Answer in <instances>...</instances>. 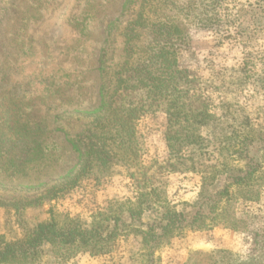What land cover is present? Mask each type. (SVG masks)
Masks as SVG:
<instances>
[{"label": "rangeland", "instance_id": "obj_1", "mask_svg": "<svg viewBox=\"0 0 264 264\" xmlns=\"http://www.w3.org/2000/svg\"><path fill=\"white\" fill-rule=\"evenodd\" d=\"M156 1H162L158 5L163 6L167 0ZM168 1L182 7L188 4L187 0ZM140 3L141 0H0V236L9 241L21 237L37 222L48 220L50 214L59 228L71 221L91 228L109 203L136 202L141 192L153 190L162 197L165 190L161 183L166 169L196 174L202 170V185L209 194L214 193L224 186L225 176L215 173L213 167L221 173L226 170L224 164L240 168L235 159L242 144L237 137L235 140V134L244 136L253 131L248 153L259 163L255 176L261 179L248 188L233 186L232 199L228 201V213L243 219L244 229L236 232L217 227L222 232L209 233L204 239L208 243L202 249L191 250L183 264H264V150H258L259 136L264 134V0H217L213 3L216 19L202 21L205 28L199 27L200 8L191 15L185 10L163 11L176 13L187 29L189 45L179 50L178 59L180 66L188 69L196 80L189 85L192 91L186 109L178 108L170 117L165 113L167 103L162 100L154 103L149 114L136 124L147 168L138 167L130 173L135 174L136 201L103 197L101 191L111 177L129 175L120 169L112 176L85 178L50 200L46 190L79 161L63 132L50 137L41 126L38 131L45 133L43 139L51 145L44 148L36 165H20L12 159L23 156L19 152L23 145L17 139L34 133L29 121L40 120L47 113L45 100L51 89L47 79L52 74L63 99L62 84L68 80L72 87L75 85L71 89V103L67 100L52 110L54 116H61L63 122L70 120L68 124L72 126L75 122L69 129L73 134L84 130L83 115L101 102L100 56L109 45L110 60H115L110 64L115 67L116 59L120 58L118 51L124 45L122 32L133 17L124 8ZM192 15L196 21L191 19ZM109 31L110 44L106 42ZM203 109L211 116L204 121L190 116L188 125L182 118V111L189 114ZM245 113L250 118L248 126L242 125ZM231 117L236 122L234 128L230 126ZM174 135L171 154L168 139ZM186 136L189 139L183 140ZM7 151L9 156L5 155ZM166 157L168 161L164 164L161 160ZM159 183L161 188L154 187ZM247 196L255 199L245 200L243 197ZM175 207L185 214L194 212L192 206ZM205 224L211 221L206 219ZM223 241L230 248L218 246ZM139 243L136 252L133 250L122 264H150ZM114 245L115 242L107 246L110 251L106 254L114 250ZM221 251L231 254L225 258ZM88 255L46 246L43 254L22 264H90ZM114 258L112 264H117L119 258ZM153 258L159 261L157 264H163L157 252Z\"/></svg>", "mask_w": 264, "mask_h": 264}, {"label": "trees", "instance_id": "obj_2", "mask_svg": "<svg viewBox=\"0 0 264 264\" xmlns=\"http://www.w3.org/2000/svg\"><path fill=\"white\" fill-rule=\"evenodd\" d=\"M187 1L188 4L182 7L168 0L163 6L158 5L162 1L141 0L140 5L135 4L124 8V11L131 12L133 17L122 32L124 45L118 51L120 58L116 59L114 67L110 64L115 60H110L109 45L103 50L99 66L101 102L97 108L86 111L83 115L86 119V126L82 132L73 134L69 129L75 126V122L72 126L68 124L70 120L63 122L61 116H54L52 112L64 105L67 100V103H71L72 98L71 100L69 98L71 89L75 85L72 87L68 80L62 84L61 88L65 94L63 99L54 74L48 77L51 89L45 100L47 113L42 118L40 116V120L29 121L30 129L34 130V133L26 136L27 138L20 136L17 139V143L23 145L19 149L23 156L12 159L19 161L20 165L38 163L39 160L36 161V159L44 154V148L51 145L43 139L45 133L42 135L39 132L41 126H44L50 137L57 132L65 134L67 141L72 144L73 151L78 154L79 161L65 176L46 190L47 197L50 195V200L74 188L85 178L94 175L112 176L118 173L115 172L116 169L129 172V176L134 178L135 174L130 173L135 168H146L142 138L136 130L137 122L149 114L154 103H160L162 100L167 103L165 113L170 117L173 116L174 110L186 109L192 91L189 85L196 80L188 69L180 66L178 59L179 50L189 45L187 29L183 26V21L176 17V13L169 14L163 11L171 9L175 12H182L185 10L191 15L200 8L202 14H199L201 18L199 27L203 28L205 24L202 21L216 19V14H214L216 5L213 3H217V0ZM209 13L212 15L209 16ZM194 16L192 15L191 19L196 21L197 18ZM110 35H112L111 31L106 40L109 44ZM64 77L67 79L66 75ZM204 111L203 109L198 113L189 112V114L182 111L181 114L190 125V116L194 119L200 118L201 121H204L206 117H211ZM249 119V115L245 113L242 125L244 123L248 126ZM231 120L230 126L234 128L236 122L233 118ZM242 128L250 129L249 127ZM252 132L249 131V134L245 133L244 136L235 134V140L237 137L242 144L239 147L241 152L235 159L241 167L236 168L231 167L230 164H224L226 170L223 173L216 171L213 167L212 170L215 173L219 172L225 176V184L210 194L202 185L198 201L191 205L194 209L192 214H185L184 211L171 206L166 191L160 197L157 190L141 192L136 202L127 201L117 205L109 203L108 208L99 214L100 220L95 219L92 227L87 229L77 221H71L63 228H59L50 214L48 220L37 222L21 237L9 241L0 236V264H22L29 259L33 261L39 254L44 253L46 246L60 250L73 249L91 256H100L110 251L107 249L110 243L125 235H133L137 238L140 241L142 255L146 252L144 256L150 259L148 262L157 264L159 261L153 256L175 237H186L191 232L212 230L220 226L236 232L242 231L245 221L228 213L230 208L228 201L232 199L230 193L233 186L248 188L261 179L255 176L259 172V163L248 153V146L252 145L251 136L254 134ZM173 139H176V135L168 139L171 154L174 149ZM182 139L189 138L186 136ZM259 140L261 146L258 150H264V134L259 136ZM5 142L7 143V140ZM31 143L32 146H30ZM1 151L4 152L2 148ZM10 151L5 152V155L9 156ZM171 170L177 172L175 169ZM199 172L203 171L199 170ZM243 198L245 200L255 199L253 196ZM26 205L30 204L26 202ZM149 211L157 212L160 219L145 221V214ZM206 219L211 221V224H205ZM220 253L225 258L231 254L226 251Z\"/></svg>", "mask_w": 264, "mask_h": 264}, {"label": "crops", "instance_id": "obj_3", "mask_svg": "<svg viewBox=\"0 0 264 264\" xmlns=\"http://www.w3.org/2000/svg\"><path fill=\"white\" fill-rule=\"evenodd\" d=\"M167 158V157H166ZM166 160H161L162 163L166 164ZM162 165V164H160ZM161 167V166H160ZM162 168V167H161ZM147 169V168H146ZM133 180L131 176L123 175L122 173L117 176L110 178V182L101 191L103 197L106 200H122L131 199L133 201L137 200L138 192L133 188ZM162 189L167 193V199L170 205L178 206L179 208L189 207L193 205L200 194L202 188L203 176L198 173H185V172H173L166 169L163 172L162 178ZM160 183L154 187H159ZM161 186V185H160ZM160 219V215L157 212L149 211L145 214V221L152 219ZM224 231H232L229 229H223ZM222 232L221 229L215 228L209 232H191L186 237H175L161 250L157 252L161 257L163 264L173 263V264H183L187 260L188 253L191 250H199L208 243L207 235L209 233ZM138 240L133 235H125L118 238L115 241L114 250L109 254H104L100 256L88 255L90 261L87 263H97V264H112L114 263V257L119 258L117 264L124 263L130 254L136 252L138 245ZM218 246L230 248L229 243L223 241ZM134 250V252H133ZM133 252V253H132ZM113 258V260H109Z\"/></svg>", "mask_w": 264, "mask_h": 264}]
</instances>
